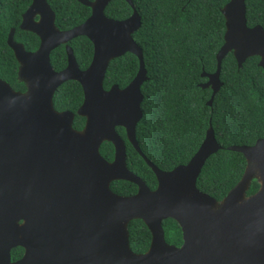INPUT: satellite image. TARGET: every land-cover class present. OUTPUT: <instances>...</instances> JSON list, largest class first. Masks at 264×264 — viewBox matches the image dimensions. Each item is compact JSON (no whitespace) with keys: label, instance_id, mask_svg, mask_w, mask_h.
Wrapping results in <instances>:
<instances>
[{"label":"water","instance_id":"water-1","mask_svg":"<svg viewBox=\"0 0 264 264\" xmlns=\"http://www.w3.org/2000/svg\"><path fill=\"white\" fill-rule=\"evenodd\" d=\"M75 1L90 14L81 24L60 31L45 0H31L18 29L38 38L34 52L13 41V29L6 37L25 91H13L0 80V264H264V138L250 146L225 148L240 154L246 165L219 203L195 187L206 159L221 149L210 126L186 164L157 169L140 153L134 135L141 117L140 86L146 79L140 48L131 37L140 26L139 17L130 0H124L132 10L124 20L104 16L108 0ZM244 2L228 0L220 9L223 43L215 54L214 72L201 71L206 82L198 85L211 91L207 107L221 86L220 63L227 53L237 68L255 56L264 70V31L246 26ZM78 36L92 45L84 70L78 69L66 45ZM59 45H64L66 66L55 72L49 53ZM125 53L137 59L134 77L122 89L112 85L104 90L108 62ZM65 81L77 82L82 91L75 114L84 124L78 131L71 127V112L52 108V95ZM116 127L124 130L126 141L153 173V190L126 168ZM102 142L113 148L110 162L98 153ZM252 179L259 187L245 197ZM112 181L129 182L136 192L115 195L109 190ZM165 219L180 229L178 247L164 241ZM131 220H140L150 234L144 253L134 254L128 247ZM15 247L23 255L11 262L9 252Z\"/></svg>","mask_w":264,"mask_h":264},{"label":"trees","instance_id":"trees-1","mask_svg":"<svg viewBox=\"0 0 264 264\" xmlns=\"http://www.w3.org/2000/svg\"><path fill=\"white\" fill-rule=\"evenodd\" d=\"M91 1V0H89ZM54 13V26L68 30L81 24L90 10L75 0H45ZM139 17L140 26L131 34L140 48L145 81L140 86L141 117L135 126V140L140 153L161 171H170L186 164L196 152L210 126L216 143L221 147L204 162L195 181L198 191L220 202L239 181L245 160L228 146H250L264 138V70L257 66L258 58H247L237 68L229 52L220 63V88L213 96L211 106L205 105L211 91L200 89L205 82L200 77L215 70V54L223 43L224 19L220 9L228 0H130ZM30 0H0V80L13 91L23 92L24 85L17 80V63L6 46V36L13 29V40L25 51L32 52L38 45L37 37L18 29L21 13ZM247 27L260 26L264 30V0H245ZM132 13L124 0H108L103 14L112 20H124ZM79 70L89 65L92 45L83 36L68 43ZM49 63L58 72L66 65L63 45L49 53ZM138 67L134 55L125 53L107 64L102 88L115 85L124 88L134 77ZM56 112L73 114L71 127L81 130L84 118L75 114L82 102V91L75 81L60 84L52 95ZM125 146L126 168L138 177L149 190L156 181L142 158L126 141L124 130L116 127ZM99 155L107 162L113 158L110 143L102 142ZM259 187L252 179L245 197ZM109 190L118 196H131L136 186L125 181H112ZM164 241L178 247L181 232L171 219L161 222ZM128 247L134 254L144 253L150 234L140 220L127 224ZM20 248L10 250V260H16Z\"/></svg>","mask_w":264,"mask_h":264},{"label":"flooded vegetation","instance_id":"flooded-vegetation-1","mask_svg":"<svg viewBox=\"0 0 264 264\" xmlns=\"http://www.w3.org/2000/svg\"><path fill=\"white\" fill-rule=\"evenodd\" d=\"M89 1V0H88ZM92 1V0H91ZM30 3H31V0H30ZM30 3H29V5H30ZM78 3V2H77ZM47 4V3H46ZM29 5L26 7V9L29 7ZM225 5V4H224ZM129 6V5H128ZM49 7V6H48ZM25 9V10H26ZM89 9V8H88ZM25 10L21 13V15L25 12ZM51 10V9H50ZM52 11V10H51ZM53 12V11H52ZM54 14V13H53ZM21 15H20V21H19V24H20V22H21ZM38 20V16L37 15H35L34 17H33V21H37ZM54 23V22H53ZM19 24H18V26H19ZM256 26H258V25H256ZM55 27V26H54ZM75 27V26H74ZM260 27V26H259ZM56 28V27H55ZM73 28V27H72ZM249 28H251V27H249ZM12 29V28H11ZM57 29V28H56ZM71 29V28H70ZM10 30V29H9ZM263 30V29H262ZM22 31V30H21ZM60 31H65V30H60ZM264 31V30H263ZM9 32V31H8ZM14 32V31H13ZM25 32H27V31H25ZM31 33V32H30ZM8 34V33H7ZM7 37V36H6ZM12 39H13V36H12ZM38 39V38H37ZM72 40V39H71ZM14 41V40H13ZM15 42V41H14ZM69 42V41H68ZM67 42V43H68ZM15 43H18V42H15ZM66 43V45H68ZM5 44H6V41H5ZM18 44H21V43H18ZM22 45V44H21ZM38 45H39V40H38ZM38 45H37V47H38ZM60 46V45H59ZM22 47H23V45H22ZM37 47H36V49H37ZM63 48H64V45H63ZM24 49V48H23ZM35 49V50H36ZM34 50V51H35ZM11 51V50H10ZM25 51V50H24ZM34 51H32V52H34ZM26 52H29V51H26ZM51 52V51H50ZM65 52V51H64ZM30 53V52H29ZM66 57V56H65ZM50 64V63H49ZM77 65V64H76ZM66 66V65H65ZM17 68H18V65H17ZM138 68V67H137ZM61 71V70H60ZM16 73H17V71H16ZM17 76V75H16ZM205 79V78H204ZM18 80V79H17ZM19 81V80H18ZM20 82V81H19ZM205 82H206V79H205ZM21 83V82H20ZM23 84V83H22ZM24 85V84H23ZM209 89V88H208ZM210 90V89H209ZM24 91H25V86H24ZM23 91V92H24ZM22 93V92H21ZM15 248H20L21 249V254H20V256L16 259V260H13V261H11V262H15V261H18L21 257H22V255H23V249L21 248V247H15ZM14 249V248H13ZM9 255H10V252H9Z\"/></svg>","mask_w":264,"mask_h":264}]
</instances>
